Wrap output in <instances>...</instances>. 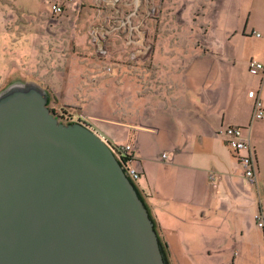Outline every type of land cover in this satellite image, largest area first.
Here are the masks:
<instances>
[{"label":"crops","instance_id":"1","mask_svg":"<svg viewBox=\"0 0 264 264\" xmlns=\"http://www.w3.org/2000/svg\"><path fill=\"white\" fill-rule=\"evenodd\" d=\"M95 2L98 20L78 16L87 32L72 39L71 68L42 84L73 109L69 120L132 147L134 183L169 264H264L255 220L264 219V120L248 96L264 102V73L248 69L264 63V0H147L159 19H135L143 34L134 41L124 31L104 38L116 0H53L65 10L50 11ZM228 127L242 128L255 152L256 185L239 162L244 152L226 144Z\"/></svg>","mask_w":264,"mask_h":264},{"label":"water","instance_id":"2","mask_svg":"<svg viewBox=\"0 0 264 264\" xmlns=\"http://www.w3.org/2000/svg\"><path fill=\"white\" fill-rule=\"evenodd\" d=\"M34 82L0 94V264H169L109 144Z\"/></svg>","mask_w":264,"mask_h":264},{"label":"rangeland","instance_id":"3","mask_svg":"<svg viewBox=\"0 0 264 264\" xmlns=\"http://www.w3.org/2000/svg\"><path fill=\"white\" fill-rule=\"evenodd\" d=\"M52 1L0 0V94L13 84L34 82L49 93L51 112L66 125L69 122L65 118L73 113L71 112L73 109L63 103L57 104L53 99V92L42 83H45L48 78L58 77L62 71L69 70L64 67L71 68L70 64L66 66L68 63L66 58L69 59L76 55V42L72 39L87 32L86 29L83 30L82 27L77 26L79 24L77 21L80 19L78 16L98 20L100 11L103 9L99 10L96 2L90 6L75 3L72 7L77 4L79 10L74 11L76 10L74 7L66 10L62 16L55 17L50 11ZM144 3L137 15L146 21L158 20L159 18L156 19L158 12L156 16L149 17L150 8L145 7ZM120 5L121 3H118L113 6L110 12L115 13L118 9H123L121 17H124L132 11L129 7L133 10L135 8L132 0L126 6L127 9L121 8ZM110 12L107 15L108 20L112 16ZM86 46L85 50L90 51L89 43L86 42ZM55 67L59 70L53 72ZM50 68L52 71H49Z\"/></svg>","mask_w":264,"mask_h":264},{"label":"built area","instance_id":"4","mask_svg":"<svg viewBox=\"0 0 264 264\" xmlns=\"http://www.w3.org/2000/svg\"><path fill=\"white\" fill-rule=\"evenodd\" d=\"M68 3L73 2V0H67ZM130 0H116L115 4L121 3L122 7L121 8H126L128 6ZM144 1L146 2L147 0H132L133 8L129 7L132 11L129 12L126 16L121 17L124 12L123 9H118L116 15H112L109 18V24L110 28L106 27L104 29V38H108L109 36L120 34L122 31L126 32L129 35V41L133 40V37L135 34L140 32L143 34L142 30H140V25L142 26L143 22L140 20L139 25H135L134 21L139 17L137 15V12L140 11L143 7ZM145 5V3H144ZM150 9L148 15L149 17H154L156 16V12L158 11L155 6H152V3H150ZM107 6V5H105ZM114 6V5H113ZM112 6V7H113ZM153 7V8H152ZM114 8V7H113ZM65 10V7L60 5V4H54L52 6V13L55 16H59L63 13ZM128 11V10H127ZM139 14V13H138ZM134 41V40H133ZM249 72L251 73L252 76H258L264 73V63H260L256 60H252L249 62L248 66ZM248 96L250 99L254 100V119L257 121H262L264 120V102L258 95V93L255 91L249 92ZM72 122L69 120V123ZM224 134L226 136L225 141L227 146L234 151V153H242L244 154L239 157V162L243 166V170L245 173V178L249 181L251 185H256L257 184V174H256V159H255V152L253 148L251 147V144L249 143V140L245 137L244 131L242 128H234V127H228L225 129ZM105 141V140H104ZM106 143L109 144L110 151L115 155V157L122 162L124 165L126 174L130 179H132L133 182L137 181L140 178V174L130 168L129 163L125 162V159L128 158V153L132 151L131 146H126V145H113L110 144L109 142L105 141ZM211 180H214L215 177L211 175ZM255 220L257 222L258 227L264 229V219L261 215H256Z\"/></svg>","mask_w":264,"mask_h":264},{"label":"trees","instance_id":"5","mask_svg":"<svg viewBox=\"0 0 264 264\" xmlns=\"http://www.w3.org/2000/svg\"><path fill=\"white\" fill-rule=\"evenodd\" d=\"M130 160H131L130 157H128V158L125 159V162H127V163L130 164V162H131ZM166 254H167V253H166ZM167 255H168V254H167Z\"/></svg>","mask_w":264,"mask_h":264},{"label":"flooded vegetation","instance_id":"6","mask_svg":"<svg viewBox=\"0 0 264 264\" xmlns=\"http://www.w3.org/2000/svg\"><path fill=\"white\" fill-rule=\"evenodd\" d=\"M65 119H67L66 121H67V122H69L68 116H66V118H65Z\"/></svg>","mask_w":264,"mask_h":264}]
</instances>
